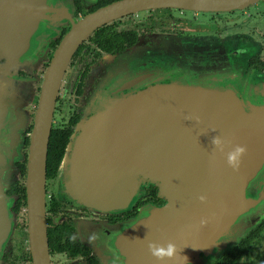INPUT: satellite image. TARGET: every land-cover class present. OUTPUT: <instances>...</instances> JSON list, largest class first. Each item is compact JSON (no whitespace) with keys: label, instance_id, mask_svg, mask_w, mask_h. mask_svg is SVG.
Segmentation results:
<instances>
[{"label":"water","instance_id":"95a60500","mask_svg":"<svg viewBox=\"0 0 264 264\" xmlns=\"http://www.w3.org/2000/svg\"><path fill=\"white\" fill-rule=\"evenodd\" d=\"M213 5V0H120L73 22L45 74L30 139L27 194L33 264H49L45 219L49 142L58 92L74 52L96 30L128 14L156 8L209 10ZM0 58L8 62L6 66L0 65L3 137L6 124L28 113L17 98V85L24 81L16 72L21 60L28 57L7 54ZM138 79L126 87L130 88ZM99 105L95 112L100 116L78 127L62 162L64 187L71 198L79 204L85 202L97 212L130 208L146 181L155 183L161 193H168L171 203L167 207H150V217L137 221L144 227L150 220L151 230L160 228V234L151 236L150 242L171 241L181 250L174 259L159 264H185L199 248L195 242L201 234L220 229L230 232L234 239L264 217V105L245 107L229 92L174 83L145 91L137 88L136 93L129 95L114 94L112 100ZM21 121L25 125L26 119ZM217 135L226 141L224 152L214 149L212 139ZM9 137L7 132L6 140ZM235 145L247 148L238 171L226 162L227 152ZM3 147L0 143V257L12 223L5 194L9 178L4 179V172L10 169L9 157L13 152ZM201 195L207 197L206 202L198 199ZM148 209L143 210V216ZM222 210L224 217L212 223ZM201 220L207 224L202 226ZM166 224H174L173 230L164 231ZM207 226L216 229L208 231ZM153 258L151 255L150 259Z\"/></svg>","mask_w":264,"mask_h":264},{"label":"flooded vegetation","instance_id":"af4514ba","mask_svg":"<svg viewBox=\"0 0 264 264\" xmlns=\"http://www.w3.org/2000/svg\"><path fill=\"white\" fill-rule=\"evenodd\" d=\"M51 1L0 0V56L19 54L28 57L16 68L24 81L17 85V98L25 104L24 110L28 113L20 120L6 124L9 139L6 140V134L0 136L2 147L5 143L3 148L13 152L9 157L10 169L4 172V179L9 178L5 194L12 223L0 264L34 263L28 217V156L45 74L73 22L120 0H94L89 4L86 0H62L59 8ZM69 2H72V13ZM213 4L209 10L156 8L131 13L102 26L80 44L65 69L53 117L52 131L57 130L61 143L68 137L60 167L79 132L78 127L100 116L87 110L93 107L92 101L106 84L108 66L142 46L150 37L170 39L179 46L178 53L184 50L193 57H209L212 68L193 71L190 78L200 81L193 83L188 80L177 82L175 78H186L182 74L159 75L155 71L138 79L130 88L126 85L133 80L123 83L110 94L126 93L137 86L145 91L149 87L173 83L219 90L215 86L232 81L236 76L219 77L212 58L229 61L235 56L241 65L244 93L240 97L229 93L246 107L244 101H252L250 95H253L246 93V89L257 88V98L252 102L264 105V0H213ZM103 29L106 33L98 35ZM7 64L5 58H0V65ZM24 93H27L25 97ZM23 119H26L25 125ZM59 148L63 149L62 146ZM60 167L54 176L49 177L47 173L45 186L49 264H159L155 258L150 259L148 250L151 236L160 234L158 226L151 230L148 220L143 229L137 227L122 233L126 228H117L134 222L143 215L145 208H149L143 216L146 218L150 207H167L171 203L168 193H161L155 183L146 181L131 208L119 212H93L65 193ZM226 179L229 181V171H226ZM121 180L128 182L129 179L122 177ZM198 206L200 202L193 208L194 212ZM103 223L105 225H94ZM173 228L174 224L162 227L164 231ZM212 229L216 228H206ZM198 239L195 244L199 248L185 264H264V217L247 233H238L234 239L230 232L220 229L201 234ZM130 245L131 259L128 257Z\"/></svg>","mask_w":264,"mask_h":264},{"label":"rangeland","instance_id":"374dc122","mask_svg":"<svg viewBox=\"0 0 264 264\" xmlns=\"http://www.w3.org/2000/svg\"><path fill=\"white\" fill-rule=\"evenodd\" d=\"M40 1H44V3H47V0H40ZM92 1L94 0H86V3L87 4H89L90 2L93 3ZM51 2H52V5L57 6L59 8V5L62 3V0H52ZM66 3L68 4V2ZM69 4H70V10L72 13L74 12L72 2L71 3L69 2ZM181 48L182 47L180 46V49ZM178 49H179V46L178 45L175 46V43H173L170 39H164V38H161L160 36H156V37H150L149 40L145 42L142 46L140 47L137 46L132 51H129L125 53L123 56H120L118 60L116 61V63H112L110 66H108L107 68L108 77H106V84H104L103 90L97 95L96 99L92 101V102L95 101L93 107L88 108L87 111L94 113L98 108H100L99 104L105 103L108 100H112L114 95L110 93L116 91L123 83L126 84L127 82L131 80L146 77L147 74H150L155 71H158L159 75L169 74V76H171L175 74L177 75L182 74L186 77V78H182V80L175 78L177 82L183 81V83H185L187 80L190 81L191 83L200 82L197 79H191L190 76L192 75L193 71H204L203 67L212 68V65L209 62L210 58L209 57H201V58L193 57V54H186L190 52H185L184 50L182 51L180 50V53H178L177 52ZM216 59H217L216 57L212 58L214 67H215L214 69L215 71H217L216 73L218 74V76L223 77L226 75L225 78H229V75L230 76L232 75V76H236L235 77L236 79H232V81H229L227 83L226 82L222 83L221 85H217L215 86V88H218L221 91L231 92L238 97L243 96L244 90L241 86L243 75L240 72L241 65L238 62L237 58L235 56H231L229 61H226L224 58H219L218 60ZM165 68L166 69L171 68V70L166 71ZM137 88L141 89L140 86H137L135 90H131L126 93H120L119 95H122V94L129 95L131 93L132 94L136 93ZM257 91H258L257 88H247L246 89V93L253 94L252 96L250 95V99L252 101H254L257 98V95H256ZM252 101H246V102L244 101V104L245 105L247 104L248 105H260V103H254ZM59 174H60V177L62 178L61 171L59 172ZM64 185H65V182L63 186ZM63 189L65 193L69 194L66 191L65 187ZM69 197L71 198L70 194H69ZM129 197L131 198V196ZM136 201L137 199H133L131 203L134 205ZM81 205H83V207L93 212H97L96 210L89 208L88 205L85 204V202L84 204L81 203ZM226 205H229V202H227ZM101 213H108V212L102 211ZM224 213L225 211L223 210H222V213L221 212L217 213L218 216L214 217V219L212 220V223L214 222L217 223L218 220L221 219V217H224L223 216ZM148 217H150V215ZM140 218H143V215H141L138 219H136L135 222L132 221V222H129V224H126V227L120 226L117 229L120 230V229L126 228L124 231L122 230V233L125 231L131 232L133 230H136L137 227H139L140 229H143V225H139V223L137 222L139 221ZM94 225L97 226V225H105V224L103 223V224H94ZM118 233L119 231H117V235ZM25 246H23V254H25V249H24ZM131 248L132 246L130 245L128 249V253H129L128 257L130 259L133 258L131 255Z\"/></svg>","mask_w":264,"mask_h":264},{"label":"clouds","instance_id":"9594fccd","mask_svg":"<svg viewBox=\"0 0 264 264\" xmlns=\"http://www.w3.org/2000/svg\"><path fill=\"white\" fill-rule=\"evenodd\" d=\"M187 120L193 119L192 117H185ZM196 122H199V118H195ZM226 141L219 135L213 137L212 144L214 146V149L224 152ZM247 148L243 145H235L231 151H228L226 154V162L229 167H231L234 171H238L241 163L242 158L246 154ZM198 199L204 203L207 200V197L204 195H201L198 197ZM207 224L206 220H201V225L204 226ZM148 250L150 254L158 261H165V260H172L176 257L178 251H181L177 249L176 245L169 241L167 244H158L155 242H149L148 244ZM187 259V257H185Z\"/></svg>","mask_w":264,"mask_h":264},{"label":"trees","instance_id":"16d2710c","mask_svg":"<svg viewBox=\"0 0 264 264\" xmlns=\"http://www.w3.org/2000/svg\"><path fill=\"white\" fill-rule=\"evenodd\" d=\"M106 29L100 30L99 34L106 33ZM68 137L65 139L63 143H61V136L58 134L57 130L52 131L50 143H49V151H48V160H47V173L48 176H54L58 173L60 163L64 154V146ZM59 146H62L63 149L61 150ZM58 250L61 248L58 247Z\"/></svg>","mask_w":264,"mask_h":264}]
</instances>
